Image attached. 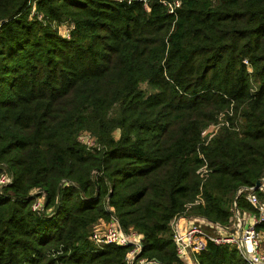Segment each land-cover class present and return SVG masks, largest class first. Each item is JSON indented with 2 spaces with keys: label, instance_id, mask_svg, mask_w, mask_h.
<instances>
[{
  "label": "trees",
  "instance_id": "1",
  "mask_svg": "<svg viewBox=\"0 0 264 264\" xmlns=\"http://www.w3.org/2000/svg\"><path fill=\"white\" fill-rule=\"evenodd\" d=\"M33 1L71 17L70 38ZM2 166L0 264H128L132 246L90 239L113 215L143 235L136 259L184 264L171 220L228 225L237 190L264 177V0H182L174 15L160 0H0ZM37 190L53 215L33 210ZM197 259L247 264L213 242Z\"/></svg>",
  "mask_w": 264,
  "mask_h": 264
},
{
  "label": "built area",
  "instance_id": "2",
  "mask_svg": "<svg viewBox=\"0 0 264 264\" xmlns=\"http://www.w3.org/2000/svg\"><path fill=\"white\" fill-rule=\"evenodd\" d=\"M115 2L133 5L140 3L146 10H150V0H114ZM166 7L169 14H176L177 9L181 7L182 0H160ZM33 6V7H32ZM31 16L42 18L37 15L35 2H31ZM67 29L64 36L70 38L71 30ZM219 124V123H216ZM215 126H209L208 131H203L204 140L206 143L216 134L218 126L214 131L209 129ZM79 140L88 147L97 146L96 140L88 133H81ZM201 158L206 161L205 157ZM207 163V162H206ZM204 163L198 170L201 176H205L208 172V166ZM13 180L11 172L2 166L0 171V193H5V187ZM262 184L259 187L245 186L237 190L235 198L232 203L233 217L230 224L223 225L217 221L210 220L207 217L181 213L174 217L170 226L173 233V239L176 246L177 256L184 264H199L197 255L207 250L210 242L218 245H227L235 247L247 264H264V228L259 229L258 225L264 224V199L259 195V192L264 195V177L261 179ZM38 194L34 201L32 208L35 212H46L48 215H53V207L48 210L45 209L46 194L42 190H37ZM244 195L246 201L251 204L256 210L249 211L240 208L238 204V197ZM204 203L201 195L198 196L194 203L187 206V211L195 204ZM203 225L210 226L214 232H208ZM90 239L97 245L115 244L119 246H132L127 255L128 264H146L155 263L154 261H147L146 258H137V254L142 249L143 235L135 230H125L119 219L113 215L108 224L102 229L91 234Z\"/></svg>",
  "mask_w": 264,
  "mask_h": 264
},
{
  "label": "rangeland",
  "instance_id": "3",
  "mask_svg": "<svg viewBox=\"0 0 264 264\" xmlns=\"http://www.w3.org/2000/svg\"><path fill=\"white\" fill-rule=\"evenodd\" d=\"M33 7V6H32ZM37 11V15H41L42 18H40L39 20L43 21L45 24L51 25L53 26V28L58 29L59 30V34L64 35L67 29H70L72 25H74L73 19L71 17H64V19H52L49 16H45L42 12ZM222 118H224V115H221ZM221 119H219V124H215L212 123L209 126H215V127H211L209 130L212 132L215 130V128H217L216 126H218V128L221 126ZM208 126V127H209ZM207 127V128H208ZM206 129V128H205ZM204 129V130H205ZM208 131V129H206ZM204 135H203V139H204ZM262 199H264V195L261 197ZM110 219H99L97 222H95L92 226H91V234L93 232H96L98 230H102L109 222ZM204 229L207 230L208 232H214V229L211 228L210 226L207 225H203Z\"/></svg>",
  "mask_w": 264,
  "mask_h": 264
},
{
  "label": "water",
  "instance_id": "4",
  "mask_svg": "<svg viewBox=\"0 0 264 264\" xmlns=\"http://www.w3.org/2000/svg\"><path fill=\"white\" fill-rule=\"evenodd\" d=\"M261 184H262V180L261 179L257 180L256 187H259Z\"/></svg>",
  "mask_w": 264,
  "mask_h": 264
}]
</instances>
